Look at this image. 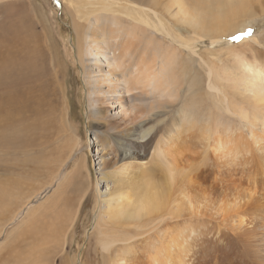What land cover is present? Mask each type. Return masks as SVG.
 Wrapping results in <instances>:
<instances>
[{
  "label": "rangeland",
  "instance_id": "obj_1",
  "mask_svg": "<svg viewBox=\"0 0 264 264\" xmlns=\"http://www.w3.org/2000/svg\"><path fill=\"white\" fill-rule=\"evenodd\" d=\"M146 1L162 10L169 24L176 26L169 25L173 35L162 40L168 65L165 80L170 84L164 108L157 114L152 108L155 104L151 103L150 117L142 126L151 132L145 140L149 143L143 158L149 177L155 173L160 178L156 170L150 169L155 165L159 146L172 132L178 133L175 139L185 156L194 155L192 146L204 142V132L195 134L184 122V118L192 117L197 123L232 131L228 140L230 149L226 157L207 151L199 158L194 169L209 163L216 165L207 167L213 168L215 178L203 177L192 182L190 188L181 182L172 202L182 198L183 188L197 202H235L239 193L264 190V133H260L264 104L253 96L249 71L251 66L264 69V17L250 27L251 35L247 34L245 39L242 31H235L214 46L211 41L214 35L209 36L206 28L221 32L243 20L227 16L226 26L213 28L211 22L204 25L206 20L201 19L212 13L211 20H223L226 15L218 8L219 4L214 3L213 10L206 5L188 4L201 21L200 28L193 29L184 21L178 22L169 0ZM95 7L98 9L94 1L87 5L85 0H0V74L1 81L7 84L4 87L0 84V264L14 263L23 252L21 256H26V261L21 264H112L119 249L125 248L118 245L109 252L103 249L104 243L117 240L122 225L118 217L110 219L107 211L97 219L104 199L97 193V183L102 192L106 191L108 205L114 207L117 203L114 201L126 193L120 184L127 179L123 177L120 183L118 170L130 167L136 174L135 168L141 165L130 159L122 161L124 155L116 157L118 153L111 144L108 148L111 162H117L118 166L111 171L103 170L99 164L102 147L93 145L96 140L90 132L86 76L79 54L85 49L80 45L84 40L80 41L91 29L89 20L98 12ZM254 37H260V45L241 43ZM174 38L197 43V54L183 47L181 51L176 49L172 45ZM25 58L26 63L29 59L37 61L38 70L32 68L27 73L21 70L26 79H20L18 63ZM210 69L212 83L221 93L208 89ZM25 92L42 95L36 104L40 112L31 104L23 113L20 99ZM7 94L17 102V108L10 106ZM66 110L71 118L67 125ZM243 111L248 114L247 120ZM119 112L120 108L112 113ZM180 112L186 116L181 117ZM250 131L261 137L252 139ZM135 141L142 139L139 141L137 135ZM84 159L88 161L87 169ZM33 208L36 210L30 219L15 230L14 225ZM15 214L16 219L10 223Z\"/></svg>",
  "mask_w": 264,
  "mask_h": 264
},
{
  "label": "bare ground",
  "instance_id": "obj_2",
  "mask_svg": "<svg viewBox=\"0 0 264 264\" xmlns=\"http://www.w3.org/2000/svg\"><path fill=\"white\" fill-rule=\"evenodd\" d=\"M79 1L83 2V0ZM85 1L87 5L93 1L98 5V9L95 7L98 12L95 10L97 13L89 20L91 29L89 28L86 37L80 41L84 40V44L80 45L85 46V49L80 50L79 58L86 76L90 132L96 140L93 145L102 147L99 164L103 170L117 168L118 164L111 162L113 158L108 150L113 144L118 153L116 157L124 155L120 158L122 161L130 159L140 162L141 165L135 168L136 174L129 170L130 167L123 168V171L118 170L120 183L123 177L127 179L124 184H120V188L126 190V193L120 197L122 199L118 198L114 201L117 202L114 207L108 205V200L105 199L106 191L102 192L100 184L97 183V193L104 198L100 202L97 219H101L107 211L110 219L114 220L118 217L122 225V233L117 240L103 244V249L107 252L114 246L125 247L119 249L112 264H264V190L249 189V195L239 193V199L235 202H197L188 196L186 189L183 188L182 198L172 202L176 186L181 182L190 188L192 182L203 177L215 178L213 168L209 170L207 167L216 165L209 163L204 168L194 169L195 162L207 151H212L215 155L225 154V157L227 152L228 156L230 149L228 140L233 136L232 131L219 126L214 127L212 124H200L194 118L186 117L184 122L187 126L195 131V134L204 132L206 138L202 143L192 144L194 155L183 154L175 139L179 135L174 131L159 146L155 165L150 169L151 172L156 170L160 178H156L155 173L149 177V171L145 168L147 162L143 158L149 143L145 140L151 132L142 129V126L150 117L151 103L155 104L152 108L160 114L164 108L166 91L170 86L165 80L168 65L162 40H165L166 36L171 38L173 34L169 26L171 24L162 10L148 5L146 0ZM214 3L219 4L218 8L222 9L226 16L223 20L213 21L210 19L213 14H207V18L201 19L206 20L204 25L211 22L213 28H222L228 23L225 21L228 19L227 16H234L239 22L243 20L221 32L218 29L206 28L209 29L206 30L209 36L214 35L211 39L214 46L219 45L217 41L231 37L235 31L237 33L242 31L245 39L250 27L259 18L264 17V0H169V6L174 8V16L178 22L184 21L193 29L200 28L201 21L190 10L188 4L206 5L213 10ZM227 8L230 10H225ZM23 40L26 42L25 39ZM173 40L172 45L176 49L181 51L183 47L188 52L197 54L195 51L197 43L177 41L175 38ZM241 43L261 44L260 37H254L249 41L243 40ZM25 45L27 46V43ZM26 58L18 63L20 79L25 78L21 70L26 73L32 68L38 70L37 61L29 59L26 63ZM249 71L253 96L255 99L258 97L264 104V97H261L264 96V69L251 66ZM211 76L210 69L208 89L221 93L213 85ZM0 84L3 87L7 85L1 81V74ZM7 97H10L8 99L10 106L17 108V102L12 101V96L7 94ZM41 98L42 95L36 92L23 93L20 99L23 113L26 112L27 107H31V104L32 107H36V111H39V106L36 104ZM118 108L120 112L113 114L112 112ZM227 109H230L229 105ZM69 114L68 110L64 113L66 125L71 122ZM180 116L185 117L186 114L180 112ZM243 118L244 120L248 118L245 111ZM189 128L185 130L190 131ZM260 130H262L260 133H264V125ZM137 135L139 141L140 139L144 141H135ZM255 136L258 134L250 131V137L258 140ZM258 137L260 138L261 135ZM262 139L264 140V137ZM97 151L99 152V148ZM251 156L254 154L251 153ZM84 162L87 169L88 161L84 159ZM75 169L78 173L81 171L77 170V167ZM79 175L83 177V173ZM108 190L111 191V187ZM107 197L111 198L108 194ZM34 210L36 209L26 212L21 222L14 225L15 230L30 219ZM36 212L39 213V209ZM16 214L10 223L16 219ZM23 253L12 264L25 262L26 256H21Z\"/></svg>",
  "mask_w": 264,
  "mask_h": 264
},
{
  "label": "snow or ice",
  "instance_id": "obj_3",
  "mask_svg": "<svg viewBox=\"0 0 264 264\" xmlns=\"http://www.w3.org/2000/svg\"><path fill=\"white\" fill-rule=\"evenodd\" d=\"M247 34H248V35H251V30H248Z\"/></svg>",
  "mask_w": 264,
  "mask_h": 264
}]
</instances>
